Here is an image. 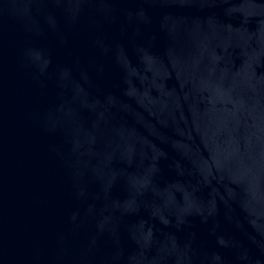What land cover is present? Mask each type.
Wrapping results in <instances>:
<instances>
[{
	"label": "water",
	"instance_id": "water-1",
	"mask_svg": "<svg viewBox=\"0 0 264 264\" xmlns=\"http://www.w3.org/2000/svg\"><path fill=\"white\" fill-rule=\"evenodd\" d=\"M0 264H264V0H0Z\"/></svg>",
	"mask_w": 264,
	"mask_h": 264
}]
</instances>
